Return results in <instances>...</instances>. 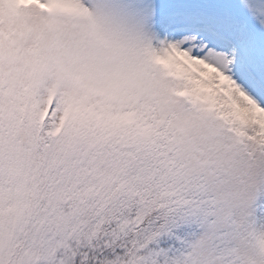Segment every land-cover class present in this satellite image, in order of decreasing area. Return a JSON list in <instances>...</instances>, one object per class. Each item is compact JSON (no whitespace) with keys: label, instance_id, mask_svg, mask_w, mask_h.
<instances>
[{"label":"snow or ice","instance_id":"1","mask_svg":"<svg viewBox=\"0 0 264 264\" xmlns=\"http://www.w3.org/2000/svg\"><path fill=\"white\" fill-rule=\"evenodd\" d=\"M0 264H264V0H0Z\"/></svg>","mask_w":264,"mask_h":264}]
</instances>
